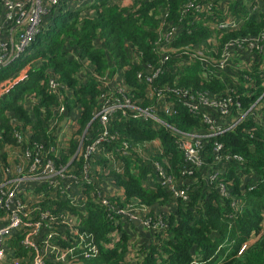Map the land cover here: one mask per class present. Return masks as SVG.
Masks as SVG:
<instances>
[{"label": "trees", "instance_id": "trees-1", "mask_svg": "<svg viewBox=\"0 0 264 264\" xmlns=\"http://www.w3.org/2000/svg\"><path fill=\"white\" fill-rule=\"evenodd\" d=\"M227 11L242 22L227 32L217 31L214 23ZM249 12V0H62L49 8L29 46L0 67V150L4 144L17 145L10 122L13 117L34 131L23 148L39 141L55 145L52 131L47 130L56 107L63 105L64 113L54 129L78 114L77 132L67 142L68 149L67 145L60 149L64 162L77 150L76 136L86 132L87 144L101 131L94 114L103 96L109 95L102 80L107 73L123 72L124 94L136 101L144 94L136 76L144 63L162 68L156 85L188 89L194 95L189 103L206 92L229 100V114L212 112L226 130L205 136L208 123L180 102L174 91H168L177 113L165 119L185 139L201 135V163L197 165L187 160L180 147L181 133L131 118L121 110L115 112L109 123L111 135L100 145L113 162L105 156H92L105 169L95 171V184L104 175L111 176L119 189V194L109 192L113 207L137 205L142 211L139 216L148 219L152 228L145 232L131 217L120 218L113 208L91 197L85 211H75V224L87 242L97 245L99 254L80 257L76 264H264V111L261 106L249 110L264 93V49L249 64L234 56L223 81L196 59L185 66L179 63L182 58L173 57L160 65L154 46L165 14L167 24L182 29L167 45L186 56L188 46L205 40L210 47L221 49L232 39L261 36L264 14L247 17ZM2 16L0 1V21ZM53 76L62 85L58 93L49 84ZM124 142L130 145L125 148ZM150 142L160 143L164 152L147 146ZM217 145L221 147L217 149ZM154 161L173 175L172 184L183 196L175 195L172 185L156 178ZM186 169L191 172H184ZM133 232L138 233L135 240Z\"/></svg>", "mask_w": 264, "mask_h": 264}, {"label": "built area", "instance_id": "built-area-1", "mask_svg": "<svg viewBox=\"0 0 264 264\" xmlns=\"http://www.w3.org/2000/svg\"><path fill=\"white\" fill-rule=\"evenodd\" d=\"M0 1L3 6V16L0 21L1 67L15 59L29 46L31 40L39 32L42 19L48 13L49 8L59 4L62 0ZM189 5L193 6L194 3L191 2ZM249 5L251 12L247 17L256 15L259 18L264 14V0H249ZM167 15L161 18L160 34L154 41L156 52L160 56V65L172 61L173 57L182 58L179 63L185 66L189 60L196 59L209 74L225 81L226 73H230L232 68L234 56L242 59L243 63L249 64L252 58H258L264 49L261 43L264 41L263 31L261 36L232 39L221 49L215 46L210 47L205 40L188 46L186 56L183 51H176L167 45L182 31L172 23L167 24ZM241 22V18L227 11L223 17L215 21L214 25L217 31L227 32L237 28ZM244 50H248L249 53L237 57L236 51ZM131 51L134 50L131 49ZM131 57L135 58V56ZM173 65L178 68L177 64ZM122 73L121 71L113 75L107 73L102 77L103 83L109 87V95L103 96L94 114L101 131L97 138L87 144L85 142L86 132L80 137L76 136L77 150L65 162L61 158L60 149L64 148L68 141L60 136L61 130L54 129L58 125L59 117L64 113L63 105L56 107V116L47 130V132L52 131L56 139V144L52 146H46L43 141H39L23 148L25 143H29L34 131L31 126H24L22 120L14 117L10 120L15 127L14 137L17 145L4 144L2 148L5 161L0 166V264H76L80 257L97 256L99 254L97 245L92 241L87 242L75 224V215H77L75 211H85L88 201L92 200L91 197L104 206L113 208L120 218L139 219L144 225L145 232L152 228L148 219L139 216L138 212L142 211H139L137 205L128 208L113 207L109 192L119 194V189L111 176L104 175L101 177L103 180L95 184L97 177L95 171L104 172L105 169L95 164L92 156L98 154L113 162L111 155L102 153L100 145L111 135L109 123L116 111L121 110L123 114L131 118L151 121L154 125H163L171 131L181 133L178 142L185 151L187 160L193 165L201 163L198 154V147L201 143L198 137L201 135L185 139V134L165 119V116L177 113L175 101L168 91H174L180 102L188 106L192 113L201 115L208 123L209 133L205 136L226 130L212 112L214 110L224 116L229 114L230 104L227 98L206 92L198 95L197 102L189 103L188 99H194V95L190 94L188 89L176 90L156 85L155 79L162 73V68L144 63L136 74L138 81L144 86V94L136 101L124 94L126 82ZM49 84L55 93H58L62 87L56 76L49 79ZM228 91L226 90V93ZM116 93L121 94L122 97L117 96ZM256 106H261L264 111V93L249 110ZM129 145L124 142L125 148ZM146 145L161 153L164 152L160 143L150 142ZM220 147L217 145V149ZM153 169L158 180L172 185L175 195H184L182 190L173 186L174 177L168 174L161 162L154 161ZM186 171L191 172L190 169L184 172ZM43 202L49 204L45 205ZM55 202L60 203L61 208ZM144 212L147 211L144 210ZM137 234L133 232V240L137 239Z\"/></svg>", "mask_w": 264, "mask_h": 264}, {"label": "crops", "instance_id": "crops-1", "mask_svg": "<svg viewBox=\"0 0 264 264\" xmlns=\"http://www.w3.org/2000/svg\"><path fill=\"white\" fill-rule=\"evenodd\" d=\"M121 1H123V3H129L130 0H121ZM78 2H80V3L81 2H91V0H78ZM85 69H87L88 71H92V66L85 64ZM80 76H82V74H80ZM77 117H78V114H76L75 117L66 118L65 120L62 121V123L60 125V129H59V130H61L60 136L65 138L67 141H69L71 139V137H73V135L78 130V124L76 123ZM2 150H0V154H3L2 156L5 157V153L2 152ZM4 161H5V159L3 160L2 158H0V166L3 164Z\"/></svg>", "mask_w": 264, "mask_h": 264}, {"label": "water", "instance_id": "water-1", "mask_svg": "<svg viewBox=\"0 0 264 264\" xmlns=\"http://www.w3.org/2000/svg\"><path fill=\"white\" fill-rule=\"evenodd\" d=\"M132 222L140 229L144 228L143 223L139 219H132Z\"/></svg>", "mask_w": 264, "mask_h": 264}, {"label": "rangeland", "instance_id": "rangeland-1", "mask_svg": "<svg viewBox=\"0 0 264 264\" xmlns=\"http://www.w3.org/2000/svg\"><path fill=\"white\" fill-rule=\"evenodd\" d=\"M237 61H240V62H242V63H243L242 59H239V60H237ZM136 241H137V240H136Z\"/></svg>", "mask_w": 264, "mask_h": 264}]
</instances>
